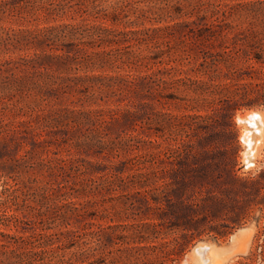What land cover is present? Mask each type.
<instances>
[{
  "label": "rangeland",
  "instance_id": "374dc122",
  "mask_svg": "<svg viewBox=\"0 0 264 264\" xmlns=\"http://www.w3.org/2000/svg\"><path fill=\"white\" fill-rule=\"evenodd\" d=\"M32 1L35 5L29 4L14 14H3L0 21L6 26L19 27L82 18L77 12L73 17L72 11L48 12L42 7L48 0ZM115 1L103 2L109 6ZM131 1L138 6L151 3L149 0ZM84 16L88 17V14L84 13ZM195 17L183 15L176 19ZM88 18L117 27L125 26L100 15L98 18ZM172 20V17L160 21L146 20L145 24H165ZM171 40L172 44L176 43L175 38ZM100 47L95 45L93 48ZM17 52H1L0 57ZM187 62L175 60L172 64L187 67ZM164 65L166 62L154 63L152 67L137 65L132 68L84 65L78 71L145 72ZM256 76L259 77L254 79L262 82L257 87L264 91V73L259 72ZM245 80L235 79V82L241 84ZM176 92L181 94L180 91ZM147 94H150L149 91ZM146 100L141 104L135 99L132 108L136 114L129 123L124 121L120 126L111 124L101 128V132L99 125L97 129L91 123L83 125L85 135L98 132L105 140H124L128 134L118 129L132 126V131L137 135L133 141L140 148L109 152L100 149L79 150L64 141L50 145L59 155L75 156L80 170L86 166L99 168V184L98 181L86 180L83 184L73 183L74 187L66 189L67 195L76 201L83 214L70 219V226L76 229L71 235L73 239L65 246L58 237H40L45 251L35 256L30 264H56L62 258L67 262L62 264H204L196 252L197 246L202 243L209 245L207 253L214 247L213 258L221 264H264V247L257 246L258 243L264 244V137L257 141L256 146L259 147H256L251 163L247 156L250 144L244 139L248 131L255 128L246 118V113L249 110L264 112V102L230 109L231 116L225 110H220L214 120L190 126L179 118L166 122L169 115L159 111L185 112L181 100L160 103L150 96ZM244 101V98L239 100ZM47 103L54 104L56 101H43L41 105L45 107ZM118 103L125 105L127 102L113 99L85 103L78 101L76 104L107 106ZM24 105L16 100H9L8 103L0 100V240L6 241L0 247V264H23L17 255L9 256L8 251L16 247L17 241L6 234H30L35 228L30 218L37 207L41 205L45 209L47 204L55 202L52 199L43 202L42 184L51 175L40 170L38 164L41 158L47 156L49 147H35L32 133L11 140L9 147L2 142L8 124L30 116L29 108ZM157 116L160 117L157 119ZM50 133L55 135L54 132ZM12 158H17L14 160L17 166L6 171L3 169L5 161ZM80 170L67 176L64 182L80 179L75 175ZM251 178L260 180L247 183L246 180ZM255 185L261 189L256 190ZM89 213L94 214L93 217ZM60 216V213H53L51 219L46 221L52 229L59 226ZM92 222L99 223V239L97 235L85 232L96 226ZM109 224L115 226L103 229L104 225ZM81 240L87 241L82 245L83 250L79 245ZM98 241L99 259H96L89 252ZM22 243L25 241L20 240ZM29 247L30 244L24 248ZM261 249L263 255L258 254ZM253 253H257L253 258L247 257L253 256Z\"/></svg>",
  "mask_w": 264,
  "mask_h": 264
},
{
  "label": "trees",
  "instance_id": "16d2710c",
  "mask_svg": "<svg viewBox=\"0 0 264 264\" xmlns=\"http://www.w3.org/2000/svg\"><path fill=\"white\" fill-rule=\"evenodd\" d=\"M103 1L48 0L42 6L50 13L72 11L73 17L77 12L82 16L77 20L19 27L6 26L0 21V53L18 51L14 55L0 57V100L23 102L30 111L28 118L8 124L2 142L9 147L11 140L32 133L35 147H49L47 156L38 164L40 170L51 175L42 184L43 202L55 200L54 203H46L45 209L41 205L37 207L30 218L35 223L33 232L6 234L17 241L14 248L17 250L8 251L9 256L17 255L23 264L32 263L35 256L45 251L40 237H58L65 246L73 239L71 235L76 229L70 226V219L83 214L76 201L67 195L66 189L74 187L73 183L83 184L86 180L98 181L99 184V168L86 166L80 170L75 156L59 155L50 145L64 141L79 150L109 152L140 148L133 141L137 135L132 126L118 129L128 134L124 140H105L98 132L85 135L83 125L91 123L95 128L99 125L101 132V128L111 124L129 123L135 118L136 110L132 108L135 99L143 104L149 96L160 103L181 100L185 112L159 111L169 115L166 122L179 118L190 126L214 120L220 110L231 116L230 109L264 102V91L257 87L262 82L254 79L260 76H256L259 72L264 73V0H149L151 3L146 6L134 5L131 0H116L105 6ZM29 4L35 5L32 0H0V16L19 12ZM84 13L95 18L100 15L125 26L88 20ZM183 15L196 17L176 19ZM167 17L173 20L165 24H145L146 20L160 21ZM173 38L176 39L175 44L171 42ZM95 45L101 47L93 48ZM175 60H187L188 66L173 65ZM158 62H166V65L145 72L78 71L84 65L132 68L137 65L152 67ZM73 69L77 70L73 72ZM223 76L226 78L221 79ZM244 78L246 80L241 84L235 82V79ZM240 98L246 101L239 102ZM113 99L127 103L107 106L76 104L78 101ZM52 100L59 104L41 105L43 101ZM12 159L5 161L3 169L11 171L16 168L14 160L17 158ZM77 170L83 172L75 174L80 179L64 182ZM249 180L246 182L257 183L260 179ZM254 187L261 189L259 185ZM53 213L61 215V222L55 229L46 222ZM89 215L93 217L94 214ZM92 223L96 226L85 232L97 235L99 239V223ZM114 226L104 225L103 229ZM20 240L25 243L21 245ZM86 242L80 241L82 250ZM5 243L0 240V247ZM28 244L31 247L24 248ZM20 246L22 249L18 250ZM257 246L263 248L264 244L258 243ZM90 250L89 253L99 259V241ZM262 251L258 254L263 255ZM253 254L247 257L253 258L257 253ZM62 263H67L65 258L56 264Z\"/></svg>",
  "mask_w": 264,
  "mask_h": 264
},
{
  "label": "bare ground",
  "instance_id": "6f19581e",
  "mask_svg": "<svg viewBox=\"0 0 264 264\" xmlns=\"http://www.w3.org/2000/svg\"><path fill=\"white\" fill-rule=\"evenodd\" d=\"M246 118H249V120L251 121V123L253 125H255V128L254 129H252V128L250 129L249 128L250 131H248V133L246 135V138H244L250 144V148H249V151H248V155H247V152L245 154L248 156V162L251 163L252 160H253V155L255 154V151H256V147H259V146H256L257 145V141L260 138H263L264 137V112L263 111H259V110H249L246 113ZM252 127H254V126H252ZM258 133H260V134H258ZM234 236H236V234H234ZM208 249H209V245L208 244H205V243L199 244L197 246V248H196V252L200 254V256H201L202 261L204 262V264H221V263H219L218 261H216L213 258V256L215 255L214 254L215 253L214 247L210 248L209 253H207Z\"/></svg>",
  "mask_w": 264,
  "mask_h": 264
}]
</instances>
